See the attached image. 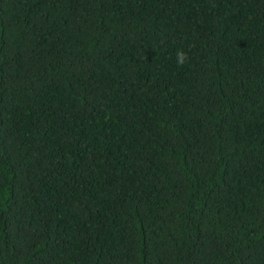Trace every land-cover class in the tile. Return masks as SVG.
<instances>
[{
    "label": "trees",
    "instance_id": "16d2710c",
    "mask_svg": "<svg viewBox=\"0 0 264 264\" xmlns=\"http://www.w3.org/2000/svg\"><path fill=\"white\" fill-rule=\"evenodd\" d=\"M0 264H264V0H0Z\"/></svg>",
    "mask_w": 264,
    "mask_h": 264
},
{
    "label": "clouds",
    "instance_id": "9594fccd",
    "mask_svg": "<svg viewBox=\"0 0 264 264\" xmlns=\"http://www.w3.org/2000/svg\"><path fill=\"white\" fill-rule=\"evenodd\" d=\"M176 57L178 66H183L189 59L188 54L183 49L177 50Z\"/></svg>",
    "mask_w": 264,
    "mask_h": 264
}]
</instances>
